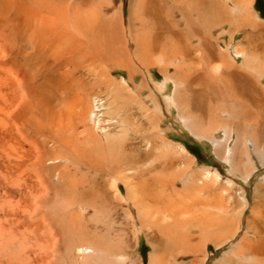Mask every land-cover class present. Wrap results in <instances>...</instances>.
Wrapping results in <instances>:
<instances>
[{
    "label": "bare ground",
    "instance_id": "obj_1",
    "mask_svg": "<svg viewBox=\"0 0 264 264\" xmlns=\"http://www.w3.org/2000/svg\"><path fill=\"white\" fill-rule=\"evenodd\" d=\"M254 1L0 0V264H264Z\"/></svg>",
    "mask_w": 264,
    "mask_h": 264
},
{
    "label": "rangeland",
    "instance_id": "obj_2",
    "mask_svg": "<svg viewBox=\"0 0 264 264\" xmlns=\"http://www.w3.org/2000/svg\"><path fill=\"white\" fill-rule=\"evenodd\" d=\"M124 3H127L128 0H122ZM126 1V2H125ZM256 2V3H255ZM254 8L252 9V12L253 13H257L258 14V17L260 20L263 19L264 21V0H255L254 1ZM216 12H214V18L212 17L213 20H211V29H210V32H207V35L212 38V40L215 42V44H217V46H221L223 49L227 50L226 48H228L229 46H232L233 44L236 43V41L238 42V40H242V37H243V34L236 29V26L234 25L233 26V23L231 22L232 19H229L228 21H223L220 19L216 20ZM202 32L203 34H205V29L202 28ZM261 84L263 85L264 84V78L260 80ZM185 135H187L185 133ZM187 136L185 137H182L183 140L185 142H188ZM194 146V149H193V153L195 155H197L199 158H200V152L201 151H204L205 153H208L210 150V147L208 145H202L200 143H195L193 144ZM197 148V149H196ZM208 151V152H207ZM208 155L211 156V153H208ZM202 159V158H201ZM180 187V186H179ZM133 215L134 217L137 216V214L135 213L134 209H133ZM141 250L143 251L142 252V255H147L148 252H149V249L147 247L144 246L143 243H141Z\"/></svg>",
    "mask_w": 264,
    "mask_h": 264
}]
</instances>
